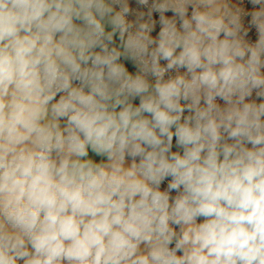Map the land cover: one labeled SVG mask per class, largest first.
I'll use <instances>...</instances> for the list:
<instances>
[{"label": "clouds", "instance_id": "1", "mask_svg": "<svg viewBox=\"0 0 264 264\" xmlns=\"http://www.w3.org/2000/svg\"><path fill=\"white\" fill-rule=\"evenodd\" d=\"M0 264H264V0H0Z\"/></svg>", "mask_w": 264, "mask_h": 264}, {"label": "built area", "instance_id": "2", "mask_svg": "<svg viewBox=\"0 0 264 264\" xmlns=\"http://www.w3.org/2000/svg\"><path fill=\"white\" fill-rule=\"evenodd\" d=\"M248 7H251V5H248ZM166 15L171 16V13L170 12L166 13ZM154 18H156L158 20V14H154ZM248 19H250V18H248ZM246 23H247V21H246ZM158 30H159V25H157L156 32H158ZM154 35H155V33H154ZM249 35H250L251 40L254 42V40L256 39L255 29H252V31L250 32ZM253 98H255V96H253ZM218 102L223 103L222 101H218Z\"/></svg>", "mask_w": 264, "mask_h": 264}, {"label": "crops", "instance_id": "3", "mask_svg": "<svg viewBox=\"0 0 264 264\" xmlns=\"http://www.w3.org/2000/svg\"><path fill=\"white\" fill-rule=\"evenodd\" d=\"M129 67L131 68L132 66H131V65H129ZM97 159H100V158H97Z\"/></svg>", "mask_w": 264, "mask_h": 264}, {"label": "trees", "instance_id": "4", "mask_svg": "<svg viewBox=\"0 0 264 264\" xmlns=\"http://www.w3.org/2000/svg\"><path fill=\"white\" fill-rule=\"evenodd\" d=\"M136 103H138V100L136 101ZM174 150H175V147H174Z\"/></svg>", "mask_w": 264, "mask_h": 264}]
</instances>
